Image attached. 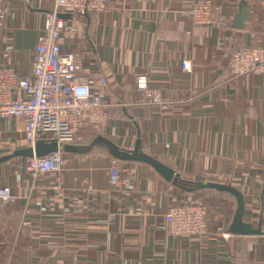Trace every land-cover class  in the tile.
Instances as JSON below:
<instances>
[{
	"label": "crops",
	"instance_id": "crops-1",
	"mask_svg": "<svg viewBox=\"0 0 264 264\" xmlns=\"http://www.w3.org/2000/svg\"><path fill=\"white\" fill-rule=\"evenodd\" d=\"M195 1L114 0L107 12L67 18L79 32L62 44L82 66L92 63V77L107 79L103 90L114 106L103 136L125 149L140 139L144 152L187 182L206 176L232 184L244 195V220L256 226L264 213V77L229 81L227 63L231 52L264 43V0H211L227 19L223 28L193 23L186 11ZM53 2L0 0V55L11 44L8 64L20 75L32 68ZM242 2L251 12L244 29H236ZM140 77L169 109L143 96ZM21 129L13 118H0V156L17 148ZM112 158L102 148L65 153L59 183L48 174L33 189L16 178L20 158L0 164V187L16 196L0 204V264H264V234L201 239L164 231V214L188 195L210 208L211 230L222 222L229 227L235 199L184 190L140 162L121 161L122 183L112 187Z\"/></svg>",
	"mask_w": 264,
	"mask_h": 264
},
{
	"label": "built area",
	"instance_id": "built-area-1",
	"mask_svg": "<svg viewBox=\"0 0 264 264\" xmlns=\"http://www.w3.org/2000/svg\"><path fill=\"white\" fill-rule=\"evenodd\" d=\"M27 1L34 7L42 4L41 0ZM113 1L54 0L52 8L44 14L43 31L34 48L32 68L24 75L8 64L13 46L7 44L1 50L0 118H13L22 124L15 138L16 147H34L37 140L42 138L46 141L56 139L59 144L57 152L22 162L21 170L15 174L28 188H36L37 183L48 174H53L59 183L65 154L62 146L84 144L90 137L103 135L108 129L109 113L114 104L107 99L103 90L108 84L107 79L105 76L92 77V63L82 66L78 53L63 47L66 36H76L79 28L62 18L61 14L84 18L111 10ZM2 14L0 11V17ZM186 15L197 25L223 28L227 22L211 0H196ZM251 35L255 36L254 33ZM261 37L264 39V33ZM227 64L231 73L229 81L248 74L264 77V43L243 46L231 52ZM181 67L189 72L190 62L184 60ZM137 85L143 96L161 110L171 107L157 90L149 87L145 77L138 78ZM120 162L112 158L109 168L112 187L122 183ZM215 175L222 178V175ZM89 191L92 192L91 188ZM15 200L16 196L9 186L0 187V204ZM236 208L237 204L231 206L232 214ZM164 218L163 228L167 236L201 239L212 236L226 239L231 236L224 222L211 230L210 208L199 203L193 195H188L182 204L169 208ZM261 221L264 231V213ZM161 244L164 245V241Z\"/></svg>",
	"mask_w": 264,
	"mask_h": 264
},
{
	"label": "water",
	"instance_id": "water-1",
	"mask_svg": "<svg viewBox=\"0 0 264 264\" xmlns=\"http://www.w3.org/2000/svg\"><path fill=\"white\" fill-rule=\"evenodd\" d=\"M251 12L250 6L246 2H242L239 11L233 22L236 29H244L245 22L249 18ZM64 19L70 18L69 14H61ZM142 142L138 139L133 148L125 149L110 140L109 138L99 134L96 135L87 144H65L62 146L64 153L71 154H87L97 146L106 148L109 154L120 161L140 162L151 166L162 178L184 190L191 191L196 189H212L217 191H225L232 194L236 200L237 208L234 212L232 221L227 229V233L238 236H259L263 235L262 221L256 226L244 220L245 214V198L243 193L229 183L213 182L208 180H199L196 182H187L183 180L174 169L162 163L156 156H153L142 150ZM59 144L56 139L46 141L45 139L37 140L34 147H21L13 150L12 153L0 156V164L8 162L14 158H20L22 161L33 157H43L48 154L57 152Z\"/></svg>",
	"mask_w": 264,
	"mask_h": 264
},
{
	"label": "trees",
	"instance_id": "trees-1",
	"mask_svg": "<svg viewBox=\"0 0 264 264\" xmlns=\"http://www.w3.org/2000/svg\"><path fill=\"white\" fill-rule=\"evenodd\" d=\"M95 148H100V149L102 148V149L106 150V148H104L102 146H97ZM22 162H25V160H23ZM198 179L199 180H208V181H213V182H221L219 179H217L215 177L200 176ZM215 192L217 194H219V195H222L223 197L235 199L234 196L232 194L228 193V192H225V191H217V190H215Z\"/></svg>",
	"mask_w": 264,
	"mask_h": 264
},
{
	"label": "rangeland",
	"instance_id": "rangeland-1",
	"mask_svg": "<svg viewBox=\"0 0 264 264\" xmlns=\"http://www.w3.org/2000/svg\"><path fill=\"white\" fill-rule=\"evenodd\" d=\"M19 160H21V159H19Z\"/></svg>",
	"mask_w": 264,
	"mask_h": 264
}]
</instances>
